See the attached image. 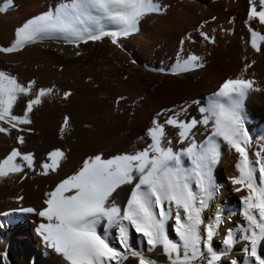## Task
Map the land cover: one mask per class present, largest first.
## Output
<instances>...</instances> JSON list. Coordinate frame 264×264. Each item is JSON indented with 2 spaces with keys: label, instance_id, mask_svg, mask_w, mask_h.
<instances>
[{
  "label": "snow or ice",
  "instance_id": "snow-or-ice-1",
  "mask_svg": "<svg viewBox=\"0 0 264 264\" xmlns=\"http://www.w3.org/2000/svg\"><path fill=\"white\" fill-rule=\"evenodd\" d=\"M246 3V43L264 53V0ZM13 6V0H3L0 14ZM168 7L160 0H61L55 8L16 27L11 42L0 46V54L18 53L45 39H62L74 49L107 39L123 52L121 41L137 34L141 21L153 14H165ZM206 23L202 21L196 31L203 42L213 44L214 39L202 31ZM185 39L191 37L186 35ZM177 55V62L169 70L173 76L204 67L200 56ZM249 67L245 62L234 78L219 82L203 104L191 100L178 111L156 112L146 131L150 143L143 150L108 158L88 156L71 175L44 192L39 208L20 207L16 211L40 218L36 235L66 264H128L130 260L134 264H157L143 248L134 250L130 246V232L146 243L147 253L162 251L166 264H264V152H251L252 140L245 127L244 101L254 86L253 80L243 76ZM56 95L54 86H38L35 80L24 82L0 69V134L14 135L17 145L0 158V178L18 175L24 180L29 173L59 175L66 160L61 148L47 151L39 161L33 152L23 150L24 133L32 131L28 127L33 123L31 114ZM69 97L70 92H63L64 99ZM192 106L199 119L189 118ZM200 126L206 134L197 141L194 130ZM167 128L174 131V140ZM59 131H70L69 116L63 117ZM224 147L235 154L234 174L229 180L232 191L239 194L243 217V224L235 229H222L224 218L219 206L207 222L203 216L219 190L213 170ZM119 191L126 192L123 203L117 202ZM170 231L174 238H170ZM0 264H9L3 252Z\"/></svg>",
  "mask_w": 264,
  "mask_h": 264
},
{
  "label": "bare ground",
  "instance_id": "bare-ground-1",
  "mask_svg": "<svg viewBox=\"0 0 264 264\" xmlns=\"http://www.w3.org/2000/svg\"><path fill=\"white\" fill-rule=\"evenodd\" d=\"M60 2L13 0L14 6L6 14H0V46L11 42L16 27ZM160 3L169 6L166 13L145 17L139 32L121 41L123 52L107 39L75 49L62 39H45L18 53L0 54V69L10 71L24 82L35 80L38 86H54L57 92L31 114L33 123L28 127L32 131L24 133L23 150L33 152L37 161L57 147L66 154L59 175L29 173L24 180L18 175L0 178V213H8L0 216V252L6 254L9 264H66L62 256L47 248L36 235L35 226L40 218L16 209L39 208L44 192L71 175L88 156L101 154L108 158L143 150L150 143L146 131L156 112L178 111L191 100L205 103L204 98L215 91L219 82L234 78L245 62L251 67L243 76L254 81L253 90L244 101L245 127L252 140L251 152H264V53L254 51L246 43V0H160ZM202 21H207L202 31L214 39L213 44L203 42L196 31ZM186 35L191 40L185 39ZM178 53L183 58L189 53L202 57L204 67L192 73L171 75L169 70L177 62ZM65 91L70 92L68 99L63 98ZM65 115L70 117V131L61 134L59 125ZM192 117H200L195 106L189 118ZM167 131L174 140V131L171 128ZM194 131L197 141L206 134L203 126ZM13 146H17L14 135L0 134V158ZM234 162L235 154L224 147L213 170L219 190L211 209L203 213L207 222L219 206L224 218L222 229H235L243 224L239 194L232 191L229 180L234 174ZM17 197L22 200L18 202ZM125 198L126 192L119 191L117 202L123 203ZM110 234L114 238L115 229ZM170 238H174L171 231ZM216 243L219 244V238ZM115 244L119 248L118 241ZM129 244L134 250L143 248L157 264H166L162 251L147 253L146 243L136 233L130 232ZM234 255L240 256L238 252Z\"/></svg>",
  "mask_w": 264,
  "mask_h": 264
}]
</instances>
